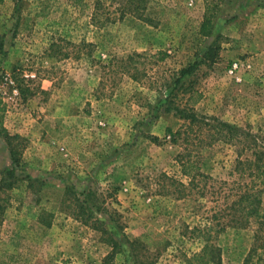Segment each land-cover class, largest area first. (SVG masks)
<instances>
[{
  "label": "rangeland",
  "instance_id": "1",
  "mask_svg": "<svg viewBox=\"0 0 264 264\" xmlns=\"http://www.w3.org/2000/svg\"><path fill=\"white\" fill-rule=\"evenodd\" d=\"M202 13V0H0L1 128L19 137L15 173L37 182L7 192L0 264H264L254 222L214 232L235 148L207 127L182 132L166 111L189 108L184 92L196 90L197 117L264 138V0H220L206 38ZM215 38L216 56L199 61ZM12 168L0 137V173ZM65 188L79 200L96 191L102 227L63 209ZM205 237L218 263L191 260ZM124 238L137 240L133 250Z\"/></svg>",
  "mask_w": 264,
  "mask_h": 264
},
{
  "label": "trees",
  "instance_id": "2",
  "mask_svg": "<svg viewBox=\"0 0 264 264\" xmlns=\"http://www.w3.org/2000/svg\"><path fill=\"white\" fill-rule=\"evenodd\" d=\"M69 1L79 4L81 0ZM219 1L220 0H202L203 13L197 30V34L202 38L208 37L212 31V19L215 14V7ZM97 8L98 2H95L90 16L91 23H94V19L97 16ZM216 51L215 38L200 56L199 61L204 63L211 62L216 56ZM197 63L198 62L194 61L186 68L180 69L175 79L172 80L173 83L175 85L179 84L184 76L190 74L196 68ZM184 93L186 94V98L183 104L189 108L166 109L167 112L171 111L170 113L184 122L185 126H183V130L181 131L186 132L189 124L197 125V130H202V128L207 127L209 136L211 137L210 140L214 142L220 141L235 148V159L231 170V175L235 176V180L231 182L230 185L226 182L221 183L222 188L220 190L223 204L220 209L217 210L220 222L217 223V231L214 232H222L224 228L227 227L243 228L252 221L257 225V231H255L254 234L256 238V235L261 233V231L263 232L264 229V138L254 133L234 128L215 119L197 117L191 110L198 102L200 94L192 89ZM3 113L4 104L0 100V137L5 143L11 164L13 165L12 169L0 173V220L8 201L7 192L13 189L18 182L26 181L29 189L37 183L36 180H31L27 175L18 177L14 171V168H18L19 165L16 151L17 144L13 145L12 142L18 140L19 137L17 135L8 136L1 128V117ZM209 120H211V123L207 122ZM165 131L168 134L170 133L168 129ZM181 131L175 132L171 136L181 135ZM149 139L151 141L156 140L155 138ZM192 169V164L188 160L181 164V171L184 176H190V171H192ZM189 178L192 179V177ZM80 193L82 198L79 200L74 197L75 194L72 193L70 189L65 188L61 202L63 209L68 211L70 215L84 226H91L92 229H95L97 226L102 227L103 222L95 218L94 215L98 213H103V215H105L106 209L104 208V202L97 197L96 191H94L93 188H87ZM108 217L110 218V216ZM210 231L212 230L207 227L202 234L208 235ZM98 232L104 237L111 250H120L121 247L113 240L112 235L109 234L104 227L100 228ZM200 238H202V236H200ZM207 240L208 237L201 240L198 253L191 257L192 261L206 258L208 262L212 261V259H214L215 263L219 262L217 248ZM137 243V240L129 241L127 239L125 240V238L123 242V244L128 247L129 251L133 250V247L136 246Z\"/></svg>",
  "mask_w": 264,
  "mask_h": 264
},
{
  "label": "built area",
  "instance_id": "3",
  "mask_svg": "<svg viewBox=\"0 0 264 264\" xmlns=\"http://www.w3.org/2000/svg\"><path fill=\"white\" fill-rule=\"evenodd\" d=\"M231 68H232V69H235V68H236V64L233 63V64L231 65Z\"/></svg>",
  "mask_w": 264,
  "mask_h": 264
}]
</instances>
